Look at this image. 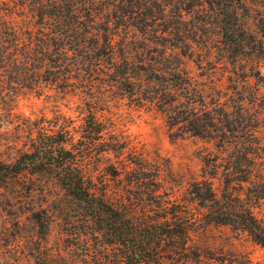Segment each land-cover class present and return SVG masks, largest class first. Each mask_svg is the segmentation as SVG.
<instances>
[{"label":"trees","instance_id":"16d2710c","mask_svg":"<svg viewBox=\"0 0 264 264\" xmlns=\"http://www.w3.org/2000/svg\"><path fill=\"white\" fill-rule=\"evenodd\" d=\"M82 1L21 0L37 16L35 27L22 25L13 5L0 0V85L13 77V88L6 92L9 100L0 98V125L4 109L15 114L14 105L9 109L6 105L15 100L17 89L69 82L73 68L109 60L113 76L130 96L138 103L155 100L166 111L171 130L177 133L184 127L211 136L221 147L231 142L227 131L235 128L229 122L218 123L180 100L184 89H194L187 76L176 75L177 66L168 69L159 60L153 75L149 57L136 55L127 43L118 55L114 37L101 33L94 9L81 7ZM79 131L59 110L53 117L22 116L15 135L16 155L0 156V186L21 179V192L27 195L43 175L54 177L74 202L72 215L78 220L74 234L82 264H255L237 252L205 251L194 232L212 222L224 223L264 245V213L258 209L264 199V171L257 166L256 150L223 147L208 153L202 176L179 194L163 177L161 165L146 158L129 139L112 133L94 105ZM104 152L117 159L108 156L98 177L96 164ZM214 177L221 180L220 189L214 186ZM36 218L44 237L48 225ZM40 264H47V258Z\"/></svg>","mask_w":264,"mask_h":264},{"label":"rangeland","instance_id":"374dc122","mask_svg":"<svg viewBox=\"0 0 264 264\" xmlns=\"http://www.w3.org/2000/svg\"><path fill=\"white\" fill-rule=\"evenodd\" d=\"M4 1L13 5L22 25L39 26L30 6H22L21 0ZM81 7L94 9L95 25L114 37L118 55L127 43L136 55L149 57L153 75L158 73L159 60L168 69L177 66L176 75L187 76L194 89H184L180 100L214 116L218 123L229 122L235 129L227 131L231 142L223 147L256 150L257 166L264 171V0H83ZM112 70L109 60L86 62L73 68L69 82L17 89L15 100L6 105L7 109L14 105L15 114L4 109L1 117L0 156L16 155L15 135L22 116L53 117L59 110L73 119L80 134L94 105L111 132L129 139L146 158L159 163L163 177L182 194L191 180L204 173L205 155L223 147L215 138L184 127L179 134L171 130L157 101L138 103ZM8 78L0 85L3 100H9L6 92L13 88V77ZM108 156L117 159L112 152L102 153L95 169L98 177ZM21 181L0 186V264H40L44 258L47 264H82L72 198L54 177L43 175L27 195L21 192ZM213 181L220 189L221 180ZM258 209L264 213V199ZM36 216L48 225L44 237ZM194 239L205 251H233L264 264V245L229 224L212 222L195 231Z\"/></svg>","mask_w":264,"mask_h":264}]
</instances>
